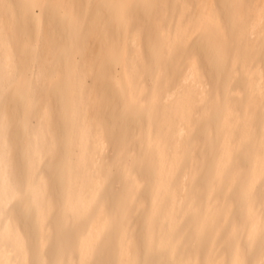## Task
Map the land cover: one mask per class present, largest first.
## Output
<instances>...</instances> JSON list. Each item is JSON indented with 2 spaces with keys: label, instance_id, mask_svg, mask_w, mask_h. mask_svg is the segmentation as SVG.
<instances>
[{
  "label": "snow or ice",
  "instance_id": "1",
  "mask_svg": "<svg viewBox=\"0 0 264 264\" xmlns=\"http://www.w3.org/2000/svg\"><path fill=\"white\" fill-rule=\"evenodd\" d=\"M48 2L60 6L62 14L75 24V18L63 9L65 0H23L37 26L41 15L36 9L42 10ZM178 2L182 8L180 23L175 33L161 32L160 43L154 49L157 63L167 62L180 43L202 34L213 63L226 77L223 95L213 96L193 58L187 62L176 89L167 96L169 101L177 102L181 121L178 144L192 134L193 127L184 121L218 114L216 126L209 127L205 134L209 145L219 141L220 154L208 177L204 198L189 190L199 175L197 162L185 172L181 184L174 186L172 177L178 162L165 172L162 153L151 204L145 214L141 255L131 227V217L146 207L144 201L137 199L139 181L126 163L117 160L108 164L104 160L107 146L101 138L92 142L87 129L72 126L54 169L62 187L58 205L48 194L49 180L42 171L46 163L57 157L58 143L47 108L38 109L33 94V81L39 82L44 74L35 68L39 41H30L26 47L32 52L33 72L27 79V88L17 90L24 106L21 123L28 175L23 189L11 179L9 116L0 109V216L5 218L0 222V264H264V62L254 66L250 59L257 41L264 55V4L259 8V29L253 21L245 30L252 47L242 57L239 50L229 51L214 3L199 0L198 13L192 15L191 0ZM145 3L155 7V0ZM240 6L241 0H228L234 27ZM0 44L7 48L14 77L11 45L2 33ZM241 71L248 80L246 90L233 87ZM162 75L161 72L157 76V82ZM189 84H195V93L186 92ZM11 87L13 83L0 88V98ZM159 100V91L154 89L151 104L154 106ZM197 108L202 111L197 112ZM68 118L74 120L73 116ZM113 167L122 168L129 186L115 207L109 209L101 193ZM19 198H26L35 222L32 250L9 215L10 206ZM237 206L240 214L233 218ZM250 253H255L251 259ZM33 254L35 258H31Z\"/></svg>",
  "mask_w": 264,
  "mask_h": 264
},
{
  "label": "bare ground",
  "instance_id": "2",
  "mask_svg": "<svg viewBox=\"0 0 264 264\" xmlns=\"http://www.w3.org/2000/svg\"><path fill=\"white\" fill-rule=\"evenodd\" d=\"M208 2L214 3L216 14L224 25L229 51L239 50L243 57L252 47L245 30L253 22L255 0H241L235 27L228 0ZM120 4L121 0H65L63 9L75 18L73 25L62 14L60 6L48 2L42 10L36 9L41 15L37 26L23 0H0V33L11 45L15 64L13 87L0 98V109L9 116L11 179L23 189L28 175L21 123L24 106L17 90L27 88V79L34 68L32 52L26 44L39 41V62L35 68L44 75L39 82L33 81V94L38 109L47 108L58 143L57 157L42 169L49 180L48 194L59 205L62 187L54 169L63 155L69 128L87 129L92 142L101 138L107 146L104 160L108 164L117 160L126 163L141 185L136 195L146 207L134 213L131 227L142 255L145 214L161 168V154H164L165 172L178 162L172 177L174 186L181 184L185 172L192 169L194 161L197 162L199 175L189 190L201 199L206 195L208 177L220 154L219 141L209 145L205 138L207 129L216 126L218 114L203 119L193 116L184 121L186 126L193 127L192 134L178 144L181 121L177 115V102L169 101L167 96L176 89L187 62L193 58L213 96L223 95L226 77L213 63L202 34L180 43L167 62L157 63L154 49L160 43L161 32L175 33L180 23L182 8L178 0H160L153 8L147 6L145 0H126L123 8ZM191 9L192 15L198 13L199 0H191ZM250 59L254 66L264 62L258 41ZM161 72L163 75L157 82ZM247 86V77L241 71L233 87L246 90ZM154 89H158L160 100L153 106ZM186 92L195 93V84H189ZM239 107L242 109L243 104ZM69 116L74 120L70 121ZM128 186L122 168L113 167L101 199L112 209L126 194ZM239 214L237 206L233 218ZM9 215L24 234L29 249H34L35 222L27 209L26 198L14 201ZM52 223H55V214ZM254 255L250 253L249 258ZM31 258H35L34 254Z\"/></svg>",
  "mask_w": 264,
  "mask_h": 264
},
{
  "label": "clouds",
  "instance_id": "3",
  "mask_svg": "<svg viewBox=\"0 0 264 264\" xmlns=\"http://www.w3.org/2000/svg\"><path fill=\"white\" fill-rule=\"evenodd\" d=\"M126 0H121L120 6L123 8ZM160 2V0H155V6ZM256 8L253 10V21L258 25L259 29V8L261 4H264V0H255ZM12 69L9 64L8 51L7 48L0 44V88L7 87L9 84L13 83ZM5 218L0 216V222H4Z\"/></svg>",
  "mask_w": 264,
  "mask_h": 264
}]
</instances>
